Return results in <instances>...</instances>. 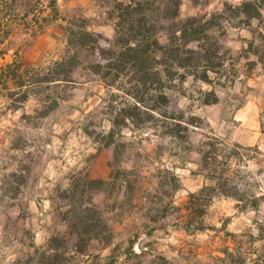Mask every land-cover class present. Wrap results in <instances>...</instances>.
Wrapping results in <instances>:
<instances>
[{"label":"rangeland","instance_id":"1","mask_svg":"<svg viewBox=\"0 0 264 264\" xmlns=\"http://www.w3.org/2000/svg\"><path fill=\"white\" fill-rule=\"evenodd\" d=\"M115 1L0 2V264H35L51 236L69 246L73 211L88 200L109 240L91 239L74 264H264V23L229 17L212 31L222 64L210 83L144 84L126 70L111 84L91 44L70 81H44L64 53V26L112 38ZM241 1L181 0L176 20ZM12 61L22 64L13 77ZM208 146L218 184L203 215L189 216V194L212 175Z\"/></svg>","mask_w":264,"mask_h":264},{"label":"trees","instance_id":"2","mask_svg":"<svg viewBox=\"0 0 264 264\" xmlns=\"http://www.w3.org/2000/svg\"><path fill=\"white\" fill-rule=\"evenodd\" d=\"M180 3L181 0H116L112 10L114 34L111 39L88 30L86 24L77 29L64 26V53L60 59L53 62L50 76L43 80L55 83L70 81L71 73L76 67L78 51L91 44L93 52L100 55L104 61L103 66L97 64L99 69L105 70L102 78L109 79L111 84L126 70L132 72L137 82L142 81L144 84L148 81L152 83L157 76L172 80L176 75H179L180 79L191 75L202 82L210 83L209 73L215 72L216 67L222 64L220 60L217 61L222 46L211 34L212 31H219L221 24L229 17L239 18L247 26L255 19L264 23V0H242L235 5L226 3L221 12L209 16H190L178 21L176 18ZM159 33H164L163 41L160 40ZM191 42H196V46L190 47ZM153 62L158 63V66H154ZM64 66L67 71L60 77L59 71ZM21 67L22 64L16 61L6 64L12 77L17 76ZM4 70L0 71V78ZM25 85L24 79L18 76L17 87ZM140 101L138 96H134V110L139 109ZM155 109L150 108L153 112ZM216 151V148L209 146L200 149L202 164L212 175L206 176L209 181L207 185L189 194V216H202L203 196L209 197V201L213 197V194L207 192L214 191L219 180L215 167H211V159H215ZM66 192H71L72 198L75 195L73 190L67 189ZM81 207H78V212L73 211L74 222L70 224L71 244L68 246L65 238L49 237L43 246L44 249L36 251L38 257L35 264H74V254H85L91 239L109 240L107 236H101L107 226L92 202L88 200L87 205ZM194 209H197L196 214ZM187 219L191 220L190 217ZM66 254H69L68 258ZM32 259L33 257L29 256V261Z\"/></svg>","mask_w":264,"mask_h":264}]
</instances>
